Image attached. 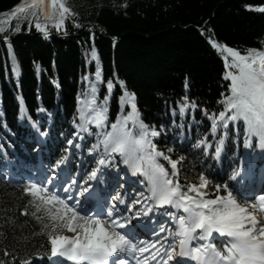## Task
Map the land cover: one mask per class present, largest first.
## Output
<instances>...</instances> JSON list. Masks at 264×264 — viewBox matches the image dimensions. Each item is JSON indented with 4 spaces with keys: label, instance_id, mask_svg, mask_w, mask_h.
I'll return each instance as SVG.
<instances>
[{
    "label": "trees",
    "instance_id": "16d2710c",
    "mask_svg": "<svg viewBox=\"0 0 264 264\" xmlns=\"http://www.w3.org/2000/svg\"><path fill=\"white\" fill-rule=\"evenodd\" d=\"M28 2L0 0V20L9 18L0 34V264H20L30 256V264H47L36 260L48 256L50 246L42 249L46 237H33L41 225L32 215V198L23 192L21 171L28 172L24 164L30 162L48 168L63 155L69 156L64 169L78 179L95 167L87 151L95 136L84 134L80 141L72 133L74 121L78 122L77 96L88 87L82 77L95 81L98 66L99 100L109 95L107 81L114 82L110 122L121 111L119 97L124 89L134 93L143 121L158 130L166 129L154 138L157 147L165 152L174 148V160L186 157L178 164L182 184L185 176L198 182V174L206 170L214 183L232 187V173L235 169L245 172L249 153L260 160L255 138L252 148H244L242 122L239 131L232 128L229 132L219 162L203 158L202 151L192 145L210 129L202 109L210 113L222 110L217 101L228 85L223 79L222 54L211 47L209 37L242 53L249 47L264 48V13L245 7L264 5V0H127L126 7H121L125 0H66L76 15L66 18L60 31L52 27L54 21H46L38 13V22L48 26L47 39L35 28L37 19L31 10L12 15L16 5ZM74 22L81 27H75ZM17 26L21 30L14 32ZM4 36L10 37L11 56ZM93 47L98 61L91 59ZM118 81L124 82V89ZM185 96L198 107L189 108L181 118L177 102ZM21 100L27 113L23 117ZM41 108L45 111H39ZM125 109L130 110L127 105ZM32 121L48 135L37 132L36 136ZM67 139H75L83 147L68 146ZM9 171L15 174L6 176ZM120 175L124 176V171ZM116 179L113 174L112 182ZM138 181H130V194L143 191ZM209 191L214 198V189ZM235 194L242 203L239 193ZM5 251L11 255L5 256Z\"/></svg>",
    "mask_w": 264,
    "mask_h": 264
},
{
    "label": "snow or ice",
    "instance_id": "6c2138e0",
    "mask_svg": "<svg viewBox=\"0 0 264 264\" xmlns=\"http://www.w3.org/2000/svg\"><path fill=\"white\" fill-rule=\"evenodd\" d=\"M126 6L127 0L121 7ZM245 7L264 13V5ZM27 10L37 19L35 28L45 39L49 36L48 26L38 22V13L46 21H54L52 27L57 31L64 27L66 18L76 15L66 0H29L27 4L16 5L12 15ZM74 26L81 27L75 22ZM5 30L0 27V34ZM20 30L17 26L13 31ZM3 40L9 45L11 56L10 37L4 36ZM208 42L222 54L223 79L228 85L217 101L222 110L210 113L202 109L210 129L192 148L201 150L203 158L219 162L229 132L232 128L239 131L242 122L244 148H252L255 138L256 147L264 151V48L249 47L242 53L211 37ZM91 59L98 61L94 47ZM13 71H16L15 62ZM95 77V81L88 76L82 77L88 81V87L77 96L78 122L74 121L72 133L80 141L85 139L84 134L95 136V142L87 149L89 157L94 158L95 167L80 179L62 177L61 172L69 163V156L63 155L51 166L50 176L30 182L23 189L24 194L32 198L29 206L35 207L32 215L41 225L33 237H46V245L40 247L50 246L46 252L49 260L58 258L53 264H62V261L70 264H131L132 261L134 264H182L184 259L194 264H264V222L253 211L257 205L264 210V194L255 201L252 196L245 195L242 204L235 194L240 192L239 187L214 183L206 170L198 174V182L188 181L185 176L182 184L178 164L186 157L174 160L171 158L174 148L165 152L154 143V138L166 129L158 130L143 121L136 96L124 89L123 81H118L124 89L119 97L121 111L115 121L110 122L109 100L114 82L107 81L109 95L99 100V66ZM177 103L181 118L189 108L196 110L198 107L187 96ZM125 105L130 110H126ZM21 114L27 116L22 100ZM28 119L31 121V117ZM31 123L41 136L48 135L36 122ZM209 135L212 140L208 139ZM67 145L76 149L83 147L75 139H67ZM162 161L167 162L168 167ZM121 171L139 178L144 190L128 194ZM113 174L118 177L114 195ZM240 177V169H235L230 179L239 185ZM211 189H214V198ZM222 192L224 194H220ZM154 213L165 216L164 222L154 219ZM22 214H26V210ZM143 221L156 225L151 229L156 237L154 241L139 239L137 225ZM65 231L70 235L63 234ZM3 254L11 255L7 251ZM30 261L31 256L22 259L20 264H30Z\"/></svg>",
    "mask_w": 264,
    "mask_h": 264
},
{
    "label": "rangeland",
    "instance_id": "374dc122",
    "mask_svg": "<svg viewBox=\"0 0 264 264\" xmlns=\"http://www.w3.org/2000/svg\"><path fill=\"white\" fill-rule=\"evenodd\" d=\"M0 21H4V23L6 22V21H9V18H5V19H3V20H0ZM3 26V24H0V27H2ZM33 169H34V173L33 174H31L30 173V175H28L27 177H28V179H31V181L30 182H33L32 180L34 179V177L35 176H37V174H40L41 173V175H40V179H43V178H45L46 176H50L49 175V173H48V170H47V168H45V167H42V166H36V167H34L33 166ZM50 171V170H49ZM33 172V171H32ZM14 174V172H8V173H6V176H9V177H11L12 175ZM61 176H62V174H61ZM63 177V176H62ZM66 178H69V177H66ZM70 179V178H69ZM27 181V180H26ZM29 182V183H30ZM248 189L249 188H246V190H247V192H248ZM259 190H261L262 191V186H260V189ZM260 191V192H261ZM253 211H254V214L258 217V219L259 220H261L260 218H259V216H260V211L258 210V207L257 208H255V209H253ZM263 222H264V220H263ZM63 234H68V235H70V233H67L66 231L63 233ZM155 236H153L152 235V233H150L148 236H147V240H149V241H154L155 240ZM119 258H123V257H119ZM131 264H134V261H132L131 262Z\"/></svg>",
    "mask_w": 264,
    "mask_h": 264
},
{
    "label": "bare ground",
    "instance_id": "6f19581e",
    "mask_svg": "<svg viewBox=\"0 0 264 264\" xmlns=\"http://www.w3.org/2000/svg\"><path fill=\"white\" fill-rule=\"evenodd\" d=\"M41 175V173L39 174V176ZM260 186H262V185H260ZM260 186H259V188L257 189V190H251V192L252 193H255V194H258V193H261L262 191L261 190H259L260 189ZM261 191V192H260Z\"/></svg>",
    "mask_w": 264,
    "mask_h": 264
}]
</instances>
